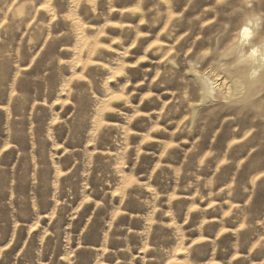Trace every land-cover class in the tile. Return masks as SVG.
<instances>
[{"label":"rangeland","instance_id":"rangeland-1","mask_svg":"<svg viewBox=\"0 0 264 264\" xmlns=\"http://www.w3.org/2000/svg\"><path fill=\"white\" fill-rule=\"evenodd\" d=\"M249 19L264 40V0H0V264H264V79L192 115L188 72L244 66Z\"/></svg>","mask_w":264,"mask_h":264},{"label":"bare ground","instance_id":"bare-ground-1","mask_svg":"<svg viewBox=\"0 0 264 264\" xmlns=\"http://www.w3.org/2000/svg\"><path fill=\"white\" fill-rule=\"evenodd\" d=\"M254 22V19H249L239 29V44L247 45L246 52H243L244 49L239 50L241 53L239 59L242 58L241 60L245 63L240 69H235L236 71L232 74L226 73L225 76H220L221 72L215 71L214 68L199 72L195 65H189L188 72L193 77L199 94V101L192 104V115L196 113L200 104L214 99L219 94H223V98L247 97L262 83L264 79V40L256 41L253 38L251 25Z\"/></svg>","mask_w":264,"mask_h":264},{"label":"snow or ice","instance_id":"snow-or-ice-1","mask_svg":"<svg viewBox=\"0 0 264 264\" xmlns=\"http://www.w3.org/2000/svg\"><path fill=\"white\" fill-rule=\"evenodd\" d=\"M117 75H119V73ZM113 99L120 100V99H123V97L117 96V97H114ZM108 111H111V109H108Z\"/></svg>","mask_w":264,"mask_h":264}]
</instances>
